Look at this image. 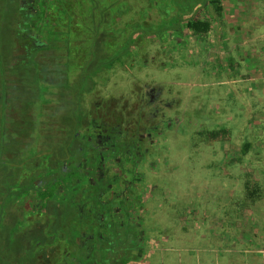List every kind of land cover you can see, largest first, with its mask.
Returning a JSON list of instances; mask_svg holds the SVG:
<instances>
[{
  "label": "flooded vegetation",
  "instance_id": "flooded-vegetation-1",
  "mask_svg": "<svg viewBox=\"0 0 264 264\" xmlns=\"http://www.w3.org/2000/svg\"><path fill=\"white\" fill-rule=\"evenodd\" d=\"M40 2L17 0L16 29L27 39ZM119 99L90 95L71 133L51 137L57 143L42 153L44 165L19 177L30 184L15 188L8 204L0 196V264H156L157 214L173 213L177 194L153 171L178 131L177 108L155 90Z\"/></svg>",
  "mask_w": 264,
  "mask_h": 264
},
{
  "label": "rangeland",
  "instance_id": "rangeland-1",
  "mask_svg": "<svg viewBox=\"0 0 264 264\" xmlns=\"http://www.w3.org/2000/svg\"><path fill=\"white\" fill-rule=\"evenodd\" d=\"M223 3L229 5L223 16H218L213 5L201 14L202 18L213 22L215 29L206 42L198 41L191 35L174 44L166 40L157 41L151 47L147 61L140 62L129 73H113L105 87L99 85L97 88L102 96L111 98L128 97L138 90L145 93L160 91L164 100L176 106L178 131L168 134L167 153L163 156L160 169L153 174L163 175L165 181L170 182L177 200L181 201L179 210L187 204L184 198H190L192 213L187 221H182L184 228L169 218L166 211L162 216V227L167 232L181 236L187 228L192 230L193 233L182 240L185 245L202 246L203 242L207 244L210 241V246H215L225 231L226 222L231 225L243 222L245 228L256 213L264 216V203L259 207L254 200H264V117L257 121L261 127L255 130L249 124L254 122L251 112L239 119L237 116L241 111L232 91L237 85L226 84L233 81L237 70L235 65L243 62L244 58L250 64L264 56V46L251 43L252 40L250 43L245 40L241 44L235 42L237 28H247L240 31V35L250 30L254 35L259 21H262L259 3L264 2L223 0ZM18 19L16 1L0 0L1 48L12 46ZM240 35L239 38H242ZM225 37L228 41L223 43L221 40ZM242 70V74L247 76L242 87L250 90L248 84L252 82V77L247 67ZM58 99L56 103L54 100L55 106L59 105ZM226 99L229 101L228 110L224 108ZM19 103L22 105L23 101ZM211 134L218 137L212 139ZM42 142L47 143L46 138ZM246 142H252L253 147L243 156L242 148ZM153 178L151 175L150 179ZM258 187V197L252 198L249 190ZM175 201L174 198L172 202ZM164 237L168 241V236ZM18 247L15 245L12 248L15 260L18 258L15 255Z\"/></svg>",
  "mask_w": 264,
  "mask_h": 264
},
{
  "label": "trees",
  "instance_id": "trees-1",
  "mask_svg": "<svg viewBox=\"0 0 264 264\" xmlns=\"http://www.w3.org/2000/svg\"><path fill=\"white\" fill-rule=\"evenodd\" d=\"M43 1L34 39L15 29L12 46L0 47V196L7 194V204L15 188L30 184L19 177L44 165L43 154L57 143L51 137L74 129L81 103L103 99L99 85L147 61L157 41H205L214 28L201 14L209 5L218 16L224 11L221 0ZM252 147L244 143L242 155Z\"/></svg>",
  "mask_w": 264,
  "mask_h": 264
},
{
  "label": "crops",
  "instance_id": "crops-1",
  "mask_svg": "<svg viewBox=\"0 0 264 264\" xmlns=\"http://www.w3.org/2000/svg\"><path fill=\"white\" fill-rule=\"evenodd\" d=\"M262 2L264 1L262 0ZM221 4L224 8L223 16L229 5L223 3V0H221ZM259 6V13H261L262 21H259L260 24L254 33V35L257 34V36H254L251 30L247 34L242 33L240 35V31L242 32L243 29L246 31L247 28H237V30H235V42L241 44V41L245 40L246 43H250V40H252L251 43L264 46V39L262 38L264 35V4L259 3ZM214 30L215 29H213V31ZM239 35L240 37L242 36V38H239ZM221 41L225 43L228 41V37H225V39ZM202 42L206 41L203 40ZM258 53L261 54L260 51H258ZM235 66L237 70L233 76V81H227L226 84L237 85V88L232 90L236 95L235 101L239 105L241 111L240 116L237 117L241 119L245 114L251 112L253 117L252 121L254 122H249V124L251 123L250 125H253L254 130L258 129V127H261V124L257 121L261 117H264V56L263 58L252 61L250 64L244 58L243 62ZM246 67L252 77V82L248 84L249 87L251 86L250 90H245L242 87L244 78H247V76L242 74V69ZM243 96L247 97L243 98ZM224 108L227 110L229 108V101L227 99L224 101ZM258 190H260L259 187L256 191L258 192ZM255 197H258V194ZM254 200H256L257 206L260 207L264 205L263 199L258 198ZM254 200L249 202H253ZM180 204L181 201L176 200L174 204L176 205V210L173 211V213L166 212L169 218H172V220L176 221V223H179L178 225L184 228L185 223L182 221H187L192 211L190 212L189 202L185 205L186 207L188 206V212L179 210ZM224 205L226 206L227 204L224 203ZM185 206H183V208ZM163 212H165V209L157 214V219L161 224L163 223ZM258 214L259 213H256V216L251 219L250 225L245 228L243 227V222L234 223L232 225L226 222L225 231L220 235L219 241L215 246H210V241H207V244L203 242L202 246L185 245L182 240L183 238H187L189 233H193L192 230L187 228L186 232L179 236V234L167 232V229L161 227L160 237L158 238L160 240V246L156 264H264V216H259ZM164 236H168V241L165 240L167 238ZM165 243L167 244L165 245ZM150 262L151 260L144 263L148 264Z\"/></svg>",
  "mask_w": 264,
  "mask_h": 264
}]
</instances>
